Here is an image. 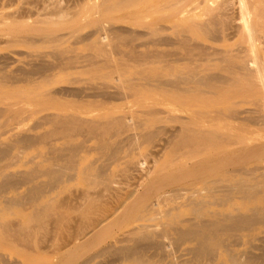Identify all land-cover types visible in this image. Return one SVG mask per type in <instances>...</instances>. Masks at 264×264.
<instances>
[{
	"label": "bare ground",
	"instance_id": "bare-ground-1",
	"mask_svg": "<svg viewBox=\"0 0 264 264\" xmlns=\"http://www.w3.org/2000/svg\"><path fill=\"white\" fill-rule=\"evenodd\" d=\"M71 1L0 12V264H264V0Z\"/></svg>",
	"mask_w": 264,
	"mask_h": 264
},
{
	"label": "rangeland",
	"instance_id": "rangeland-1",
	"mask_svg": "<svg viewBox=\"0 0 264 264\" xmlns=\"http://www.w3.org/2000/svg\"><path fill=\"white\" fill-rule=\"evenodd\" d=\"M10 1L11 0H2V2L0 3V12L1 13H3L4 11L9 12V13H14V11H16V9L13 6L10 7ZM54 1L57 2L58 5L61 8L64 7V9H68V8L74 6L77 3V2H72L71 0H54ZM79 1H80V3H85V2L88 1L91 4L98 6L99 4L102 3L103 0H90V1L89 0H79ZM5 5H8L9 7H6ZM122 26L126 27V25H122ZM62 33H65V32H62ZM6 34H7V32H0V58L2 59L0 61V66H4V67L7 66V67H10V68L14 69V68H17V67H20V66L24 65L23 62H19V61L16 62V59L18 58V55L14 54L15 51L16 52H21V51L24 50V48L22 46H14V45H12L9 42V38L6 36ZM14 60H15V62H14ZM135 69L136 68L133 67L131 69V71H134ZM58 86H61V85H57V87ZM251 108L252 107L248 106V105L241 106V110H249ZM27 115L28 114H23L22 116L26 117ZM33 123H34L33 119L28 121L27 125H26V128H29L30 126H32ZM28 154H29V152H28ZM161 160H163V159H161ZM7 161H9V160H7ZM7 161L6 160L5 161H1L0 165L5 164ZM256 161H257V163H259L261 160L260 159H256ZM153 165H154L153 158L152 157H148L147 158V166H145V168L153 167ZM17 169H23V168H17ZM159 218H161V216H159ZM166 244L167 245L169 244L168 239L166 240ZM256 244H260V242H257ZM1 251L2 250H0V252ZM256 253H258V251H256ZM7 254L10 255V257L13 258V259L18 258V256L14 252H12L11 254L10 253H7ZM183 254H184L183 253V247H179L177 252H176V254H175V258H179L178 260L180 261L181 259H183V257H181V256H183ZM54 260L56 261V259H54ZM170 260H168V261H170ZM99 261H100V259L98 260V262Z\"/></svg>",
	"mask_w": 264,
	"mask_h": 264
}]
</instances>
